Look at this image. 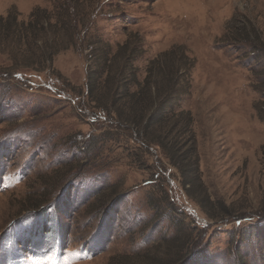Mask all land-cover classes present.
Here are the masks:
<instances>
[{
  "label": "rangeland",
  "instance_id": "rangeland-1",
  "mask_svg": "<svg viewBox=\"0 0 264 264\" xmlns=\"http://www.w3.org/2000/svg\"><path fill=\"white\" fill-rule=\"evenodd\" d=\"M0 16L30 32L0 35V264H168L190 235L182 264H264V51L236 40L264 38V0H0ZM32 49L47 65L20 57ZM163 52L195 120L207 212L163 150L85 104L93 78L131 64L143 80ZM46 194L50 214L22 210Z\"/></svg>",
  "mask_w": 264,
  "mask_h": 264
},
{
  "label": "trees",
  "instance_id": "trees-1",
  "mask_svg": "<svg viewBox=\"0 0 264 264\" xmlns=\"http://www.w3.org/2000/svg\"><path fill=\"white\" fill-rule=\"evenodd\" d=\"M35 20L32 24L35 23ZM13 21L9 23L6 18L0 16V35L5 34L8 39L12 40L15 38L19 42L22 39L27 40L30 34L29 28L17 19ZM21 29L28 31L21 32ZM231 32L232 34L234 33L233 30ZM236 40L247 41V44L254 51H264V38L258 32L255 35L246 34V32L236 29ZM19 53H21L20 57H26L27 60L31 56L35 57L33 63L43 66L47 65L48 52L46 50L32 49L31 53H25L24 51ZM162 54L166 57H163ZM162 54L149 60L143 80L136 79L135 72L137 69L131 64H129L131 71L129 70L128 73L127 69L122 67L113 74L115 75L114 78L111 74H108L109 76L103 81H101L99 75L96 79L93 78L90 82V92L85 104L89 106L88 108L91 109L94 116L99 118V114L104 111L107 121L113 122L112 125L114 124L117 128H124L135 133L136 146L143 149L142 151L150 153L148 149L156 146L157 149L163 150L170 163L182 174V182L185 188L187 187L188 196L197 201L205 210L206 202L213 203V201L206 193L200 173L195 120L190 110L182 108L181 91L178 90V86L182 84L178 85L175 83L174 85V74L171 71L172 61L166 52ZM104 59L107 62L108 58L104 57ZM177 63V76L179 79L187 81L186 84H183L184 86H189L194 61L191 62L183 49H181L180 60ZM182 65L184 67L183 70ZM100 72L98 71V73ZM134 84L138 85L137 89H132ZM201 189L204 190L203 199L197 197ZM117 191L122 192L121 189ZM41 197L39 202L29 200L25 206L27 208L25 209L24 207L22 210H36V215L39 216L45 211L50 214L53 208H57L53 202V195L51 197L46 194ZM205 211L207 212V210ZM217 215L210 214L209 216L213 219L218 217ZM43 224H45V231L51 228L48 226L46 219ZM200 224L204 228L202 223ZM198 240L200 241V239ZM178 241L175 240V242ZM191 241L190 235L185 245L181 243L174 244V252L171 254V251H169L168 254V257L170 256L168 264H182L185 262L193 249V241ZM195 250H192V254L195 253ZM145 254L144 262L148 263L149 259L146 256L149 252ZM195 254L191 255V262L196 256Z\"/></svg>",
  "mask_w": 264,
  "mask_h": 264
}]
</instances>
